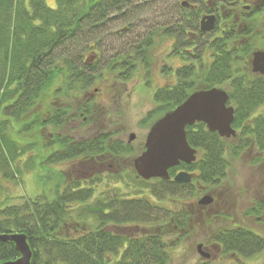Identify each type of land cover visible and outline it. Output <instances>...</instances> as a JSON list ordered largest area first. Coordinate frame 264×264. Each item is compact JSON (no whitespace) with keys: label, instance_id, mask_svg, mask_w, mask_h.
I'll return each mask as SVG.
<instances>
[{"label":"trees","instance_id":"1","mask_svg":"<svg viewBox=\"0 0 264 264\" xmlns=\"http://www.w3.org/2000/svg\"><path fill=\"white\" fill-rule=\"evenodd\" d=\"M136 1L56 0L51 9L45 0H0V198L6 193L1 182L18 183L32 170L42 174L38 183L51 187L19 205L5 206L0 200V234H24L30 264H170L172 250L201 234L221 256L251 259L264 251V237L257 230H264V189L243 214L253 227L213 206L229 169L227 154L237 159L254 151L255 161L264 164V76L253 74L250 67L252 53L263 47L256 46L261 35L255 29H261L255 20L264 13V0L247 9L241 5L247 0H213L212 7L206 6V13L217 17L213 39L205 45L208 63L202 58L204 48L197 54L186 51L193 43L176 48V56L190 60V65L176 71L175 86L156 92L160 109L147 113L139 125L150 128L193 91L215 87L228 93L236 136L220 138L203 123L186 127L187 142L197 157L170 169V180L139 179L132 161L143 147L135 154L114 132L74 140L56 131L71 117L76 94L89 89L96 78L95 66L75 62L69 47L83 29L106 24L111 14ZM197 9L182 12L176 30H194L201 36ZM154 35L137 45L134 61L142 55L148 65ZM59 48L63 56H57ZM127 56L117 54L114 60L125 64ZM120 76L131 78L127 73ZM56 98L65 105H57ZM78 108L84 120L88 104ZM123 161L127 170L120 166ZM87 163L105 169L86 175L81 169ZM62 165L70 168L57 170ZM180 171L193 175L190 184L172 180ZM127 176L131 189L123 183ZM118 183L126 192L116 188ZM201 192L211 194L212 205L188 203ZM19 257L12 242L0 241V263Z\"/></svg>","mask_w":264,"mask_h":264},{"label":"rangeland","instance_id":"2","mask_svg":"<svg viewBox=\"0 0 264 264\" xmlns=\"http://www.w3.org/2000/svg\"><path fill=\"white\" fill-rule=\"evenodd\" d=\"M182 2H187L194 10L197 7L201 9L198 16H194L196 24L202 15L207 14L206 6L213 5V0H139L121 13L111 14L106 24L85 28L79 32L72 46L69 47L71 49L69 55L79 64L88 63L95 66L93 75L96 78L89 89L76 94L72 103V115L62 128L56 130L58 133L67 134L74 140H81L94 137L103 131L114 132L124 142H127L129 135L133 133L135 139L130 145L135 154L140 151L144 146L149 127L141 126L139 123L147 113H154L160 109L154 95L161 89L175 86L176 71L190 65V60H181L176 56V48L180 47L181 50L184 42L193 43V46L187 47V53L197 54L204 48L203 61L209 62V53L205 51V45L213 39L217 25L212 31L201 36L194 30H187L185 33L176 30V20L179 19V15L193 10L189 7L184 9V6L180 5ZM45 3L51 9L56 6V0H45ZM260 4L262 0H247L241 3L243 6ZM260 18L255 20V22L259 21L257 27L261 29V31L255 29V32L261 35L256 41V46L258 48L263 46L261 50H264V13ZM189 34L196 36L187 37ZM151 35L154 36L151 38L152 46L148 49V65L141 60L142 55H137L134 61L137 45ZM80 39L86 42L85 46L80 44ZM56 53L57 56H63L60 48ZM117 54L129 56L128 59L125 58V64H122L123 59L114 60ZM121 73L130 74L131 78L123 80ZM52 91L54 92V89L50 92ZM55 101L57 105L66 103L61 98H56ZM85 104H88L90 111L83 120L78 117L77 109ZM48 130L47 135L51 133V130ZM255 158L254 151L245 152L237 159L231 154L225 156L229 169L223 181L224 187L219 192L217 201L212 203L215 209L224 208L223 211L232 218L239 217L237 221H243V225L247 227L251 224L249 219L244 218V211L253 204L254 199L262 197L264 189V164H258ZM92 165L83 164L81 171L86 175H94L102 173L105 169L103 165ZM120 166L123 170H127L126 161L121 162ZM60 168L62 169L57 170L69 169L70 166L62 165ZM40 175H42L40 171L32 170L25 173L21 180L17 181L18 183L1 182L6 193L0 200L5 201V206H13L19 205L24 199H33L43 191L48 192L51 190L49 185L43 186L38 183ZM128 177L123 183L125 187L131 189L132 181ZM116 188L123 193L127 190L126 188L124 190L122 183H118ZM203 195L211 196L207 192L197 193L196 196L193 195L188 199V203L196 204ZM257 230L264 237V230L259 228ZM197 245H202V251L211 255L209 264H264V251L251 259L234 255L221 256L217 247L208 243L203 234L185 241L172 250L170 264H202L204 260L197 253Z\"/></svg>","mask_w":264,"mask_h":264},{"label":"water","instance_id":"3","mask_svg":"<svg viewBox=\"0 0 264 264\" xmlns=\"http://www.w3.org/2000/svg\"><path fill=\"white\" fill-rule=\"evenodd\" d=\"M186 6L187 2H182ZM248 7H245L247 9ZM216 17L205 14L198 20V30L207 33L214 29ZM251 72L264 76V50H256L251 56ZM227 91L221 88H210L193 91L175 109L157 119L147 132L144 150L132 161L133 170L142 180L170 179L168 171L181 163L191 164L196 160L197 151L187 142L186 127L203 123L211 133H217L220 138L231 139L236 136L232 127L234 108L229 104ZM135 139L132 133L127 143ZM192 175L186 171L178 172L173 181L178 184H189ZM213 203V198L203 195L197 205L206 207ZM1 242H12L20 257L14 261L0 264H30L31 250L27 238L22 233L0 234ZM197 253L208 260L210 254L202 251V245H197Z\"/></svg>","mask_w":264,"mask_h":264},{"label":"flooded vegetation","instance_id":"4","mask_svg":"<svg viewBox=\"0 0 264 264\" xmlns=\"http://www.w3.org/2000/svg\"><path fill=\"white\" fill-rule=\"evenodd\" d=\"M171 38H172V37H171ZM174 52H175V51H174ZM94 56H95V55H93L92 58H94ZM210 257H211V255H210Z\"/></svg>","mask_w":264,"mask_h":264}]
</instances>
